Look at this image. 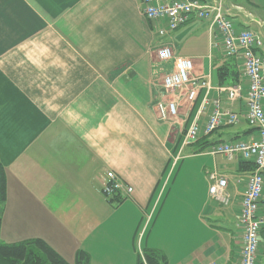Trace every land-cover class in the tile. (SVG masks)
Here are the masks:
<instances>
[{
	"label": "crops",
	"instance_id": "0c3cea01",
	"mask_svg": "<svg viewBox=\"0 0 264 264\" xmlns=\"http://www.w3.org/2000/svg\"><path fill=\"white\" fill-rule=\"evenodd\" d=\"M223 1L237 28L250 27L264 40V0ZM141 2L0 0V161L7 183L0 237L8 244L42 239L71 264L80 250L90 264H137L148 248L169 264H239L241 196L254 169L208 150L257 135L245 118L248 81L209 20L194 18L159 37ZM163 43L192 58L197 76L211 74L210 101L241 117L202 132L180 155L183 130L194 120L203 127L212 105L200 112L202 89L194 102L181 101L176 122L158 117V84L173 69L157 58ZM237 83L243 96L231 101L222 89ZM213 170L228 178L229 206L209 195ZM109 171L133 187L130 196L105 197Z\"/></svg>",
	"mask_w": 264,
	"mask_h": 264
},
{
	"label": "built area",
	"instance_id": "2783aa9c",
	"mask_svg": "<svg viewBox=\"0 0 264 264\" xmlns=\"http://www.w3.org/2000/svg\"><path fill=\"white\" fill-rule=\"evenodd\" d=\"M141 11L151 21L159 37L168 36L194 18L209 20L210 31L218 32L222 38L225 54L240 62L243 75L248 81L245 118L250 126L256 128L257 135L251 139L216 143L208 152L222 155L228 161L239 157L255 166L246 175L245 189L241 196L239 225L242 230V248L239 264H258L261 231L264 228V210L261 209L264 197V55L259 52L264 40L250 27L237 28L223 0H142ZM157 58L160 61H171L173 65V69L158 84L161 92L154 105L161 120L176 122L181 101L194 102L202 89H206L207 94L200 112L203 113L207 105H212V113L203 127L198 120H194L183 130L179 155L196 142L202 132L208 135L223 124L231 125L241 121L238 113L222 109L219 99L210 101L208 93L214 88L211 74L207 77L194 74L195 62L192 58L176 55L169 43L159 46ZM222 90L227 91L231 101H236L243 96L244 87L242 83H237ZM208 181L210 197L223 206H229L233 195L229 190L228 178L213 170L208 172ZM132 192L133 187L128 182L114 171L107 172L103 186L106 198L114 200L128 197Z\"/></svg>",
	"mask_w": 264,
	"mask_h": 264
},
{
	"label": "trees",
	"instance_id": "16d2710c",
	"mask_svg": "<svg viewBox=\"0 0 264 264\" xmlns=\"http://www.w3.org/2000/svg\"><path fill=\"white\" fill-rule=\"evenodd\" d=\"M250 164V168L255 169L253 163ZM6 186L5 169L0 161V229L1 211L7 197ZM142 253L139 254L137 264H169L166 255L157 249L148 248ZM0 259V263L4 261L6 264H71L42 239L11 244L0 241ZM75 264H90L89 255L83 250L78 251Z\"/></svg>",
	"mask_w": 264,
	"mask_h": 264
},
{
	"label": "rangeland",
	"instance_id": "374dc122",
	"mask_svg": "<svg viewBox=\"0 0 264 264\" xmlns=\"http://www.w3.org/2000/svg\"><path fill=\"white\" fill-rule=\"evenodd\" d=\"M0 241L3 242V240H2L1 237H0ZM3 243H5V242H3ZM0 261H1V259H0ZM1 263H2V264H6L4 261H2ZM1 263H0V264H1Z\"/></svg>",
	"mask_w": 264,
	"mask_h": 264
}]
</instances>
